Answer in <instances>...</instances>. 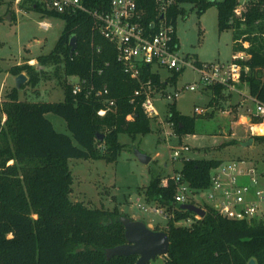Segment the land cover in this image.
I'll list each match as a JSON object with an SVG mask.
<instances>
[{"label":"trees","instance_id":"obj_1","mask_svg":"<svg viewBox=\"0 0 264 264\" xmlns=\"http://www.w3.org/2000/svg\"><path fill=\"white\" fill-rule=\"evenodd\" d=\"M137 1L145 9L148 21H158L160 15L153 0ZM82 2L90 9L110 7L109 0ZM263 2L250 0L238 14L240 0H175L167 12L176 24L178 16L185 13L184 3H192L199 14L216 5L219 29L233 30L234 52L246 51L251 55L245 61L249 70L242 72L238 87L247 84L249 94L261 102H264V77L259 75L264 70ZM3 3L0 0V7ZM20 5L22 9L37 10L65 22L54 48L36 57L41 65L57 64L55 72L61 74L58 76L62 78L65 97L55 102L20 100L19 90L14 87L9 99L0 106V264H135L138 259L135 254L108 259L107 248L126 242L125 225L120 220L122 212L119 207H92L73 200L74 176L69 159L115 161L123 147L120 133L136 138L151 131L152 118L145 113L141 99L136 104L130 101L139 82L124 72L113 44L93 30L89 12L49 10L39 0H21ZM3 19L0 14V22ZM73 36L77 38L74 51L70 44ZM93 60L96 69L103 68L99 81L109 85L110 96L117 103L115 110L103 116L98 110L105 104L99 98L74 94L68 82L70 75L89 76ZM195 61L201 63L197 57ZM11 70L15 74L25 72L27 84L33 85L39 82L42 72L28 63L13 65ZM182 71H174L167 81L176 84ZM153 78L160 88H166V81L161 82L159 75ZM207 89L215 95L225 94L223 85ZM169 109L167 120L174 122L179 136L195 133V115L182 113L175 102L169 103ZM48 112L64 117L72 135L57 130L47 117ZM131 113L133 118L129 119ZM2 114L6 115L4 122ZM252 137L264 143V134ZM222 161L190 158L183 160L180 170L199 191L209 185L211 169ZM164 177H169L167 185L162 184ZM144 192L148 201L165 206L169 212L163 228L170 238L166 264H248L251 258L264 264V220L229 219L213 209L196 218L194 212L174 203L176 183L161 172L153 174ZM189 216L195 217L191 225L178 224Z\"/></svg>","mask_w":264,"mask_h":264},{"label":"rangeland","instance_id":"obj_2","mask_svg":"<svg viewBox=\"0 0 264 264\" xmlns=\"http://www.w3.org/2000/svg\"><path fill=\"white\" fill-rule=\"evenodd\" d=\"M20 1L4 0L0 7V14L4 17L0 22V106L9 99V93L14 87L19 90L20 100L61 101L65 92L62 78L58 76L61 74L55 72L57 64L41 65L36 57L54 48L65 22L56 16H44L37 10L22 9ZM183 6L185 13L178 16L175 24L181 56L197 57L202 62L230 61L233 56V30L219 29L217 6L210 5L201 14L192 3H184ZM9 13L11 21L6 18ZM42 21H47L49 28H45ZM25 63L41 70V78L36 85L27 84L26 81L17 87L18 74L13 73L11 67ZM157 69L164 77L171 74L167 69ZM259 75L264 77V70ZM199 78L197 71L187 67L178 76L176 84H168V91L193 82L197 83V89L181 90L176 100L159 94L156 106L160 115L152 119L151 131L138 134L136 138L125 132L120 133L119 140L123 147L115 161L104 158H70L69 165L74 176L71 198L92 207H119L122 215L143 220L153 229L159 226V230H164L167 218L155 210V203L147 200L144 188L150 183L153 174L161 172L168 176L181 169L183 160L171 159L172 147L179 146V139L190 144L191 151L187 154L189 158H220L225 161L238 158L262 159L264 143L254 140L252 144L246 145L254 128L241 122L244 115L255 112L256 102L243 95L241 102L244 104L241 105V102L234 103L231 95L230 98L225 96L221 103H209L210 98L204 92ZM246 85L241 89L245 91ZM239 96L235 93V99H239ZM172 102L176 103L182 113L196 116L195 133L179 136L175 126L168 122L169 103ZM196 106L209 109L207 112L196 113ZM47 117L57 130L72 135L64 117L54 112H48ZM5 119L6 115L2 114V121ZM222 129H225L224 133ZM167 132L170 133L168 136ZM230 140L234 142L223 145V142ZM74 142L78 144L76 140ZM137 149L151 156V161L142 162L136 155ZM196 200L211 202L206 191L200 192ZM148 264H166L165 256H157Z\"/></svg>","mask_w":264,"mask_h":264},{"label":"built area","instance_id":"obj_3","mask_svg":"<svg viewBox=\"0 0 264 264\" xmlns=\"http://www.w3.org/2000/svg\"><path fill=\"white\" fill-rule=\"evenodd\" d=\"M39 1L49 10L64 12L81 9L92 15L93 30L113 44L116 58L124 72L139 82V86L130 97L131 103L136 104L141 99L145 113L152 119L159 118L160 115L156 106L159 94L167 99L176 100L181 90L197 89V83L193 82L182 88H175L174 91H168L167 87L160 88L158 86L153 75H159L161 82L166 81L167 85H172L167 79L174 71L191 67L199 73V81L204 89H207L208 86L223 85L226 90L248 96V91L247 93L242 91L238 84L241 82L242 72L249 70L245 61L250 58V53L235 51L232 59L228 62H201L200 64L192 56H181L175 24L167 15L175 0H153L160 15L158 21H148L145 9L139 6L137 0H109L110 7L107 10L90 9L83 4L82 0ZM249 1L240 0L236 12L240 14L244 5ZM262 6L264 8V2ZM41 24L45 28H49L47 21H42ZM100 50L101 47L98 46L97 51ZM108 64L109 62H106V65ZM157 68L167 69L171 74L164 77ZM102 73L103 68L96 69L93 60L89 76L70 75L68 82L72 85L74 94L82 93L86 97L95 96L99 98L105 104L98 110V113L103 116L108 111L115 110L117 103L116 99L110 96L109 85L99 81L98 75ZM248 97L256 102V110L244 115L241 122L253 126V136L259 133L257 126L264 127V102L251 95ZM208 109L195 107L196 113L207 112ZM128 118L132 119L133 114H129ZM168 122L175 126L174 122ZM169 134L166 133L167 136ZM178 145L172 147L171 159H190L187 157L191 151L190 144L179 139ZM170 176L176 183L174 196V203L176 204L195 203L206 210L213 209L219 215L234 220H247L249 222L264 220V157L258 160L246 158L223 160L211 169L209 185L199 191L190 185L181 170ZM168 181L169 177H164L162 184L167 185ZM202 191L207 192L211 202L196 200ZM155 210L163 213L168 219L169 212L165 206L155 204ZM194 216L200 217L196 213ZM195 217L189 216L181 219L178 224L189 226Z\"/></svg>","mask_w":264,"mask_h":264},{"label":"water","instance_id":"obj_4","mask_svg":"<svg viewBox=\"0 0 264 264\" xmlns=\"http://www.w3.org/2000/svg\"><path fill=\"white\" fill-rule=\"evenodd\" d=\"M6 18L11 21V14L6 15ZM71 49L74 51L77 47V38L73 36L70 40ZM28 80L26 73H19L16 77L17 87H20ZM104 134H101V138ZM254 138H249L245 144H252ZM138 158L144 162L149 163L152 159L146 153L136 150ZM182 209L192 211L200 216L206 214V209L195 203H182ZM120 220L125 225L126 242L109 247L106 250L108 259L114 255H137L138 259L135 264H148L157 256H167L170 250V238L165 230H157L149 227L143 220H135L128 215H121ZM248 264H258L255 258H251Z\"/></svg>","mask_w":264,"mask_h":264},{"label":"crops","instance_id":"obj_5","mask_svg":"<svg viewBox=\"0 0 264 264\" xmlns=\"http://www.w3.org/2000/svg\"><path fill=\"white\" fill-rule=\"evenodd\" d=\"M233 52H234V50H233ZM198 59H199V58H198ZM199 60H200V59H199ZM33 61H34V60H33ZM33 61H32V62H33ZM200 61H201V60H200ZM201 62H202V61H201ZM241 90H242V89H241ZM247 90H248V86L246 85V90H245L246 93H247ZM242 91H244V90H242ZM204 92H205L206 94H208V96H209V98H210V99H209V103H217V102H220V103H221V102L224 100V97H225V96H228V97L230 98L231 95H233V96H232V99H233V100H232V99H231V100H232L234 103H240V102H241V98L243 97V95L240 94V93H238V92H231V91L226 90V89H225V91H224L225 94H224L223 96L215 95L214 92H213V90H211V89H205ZM235 93L240 94L239 99H235ZM247 95L250 96L249 92H248ZM241 96H242V97H241ZM248 96H247V97H248ZM228 97H227V98H228ZM217 99H218V101H217ZM233 102H230V101H229V103H233ZM234 103H233V104H234ZM222 104H224V103H222ZM240 104L242 105V104H244V102L242 101ZM240 107H241V106H239V108H240ZM239 108H238V109H239ZM238 113H239V111H238ZM221 131L224 133V132H225V129H222Z\"/></svg>","mask_w":264,"mask_h":264},{"label":"bare ground","instance_id":"obj_6","mask_svg":"<svg viewBox=\"0 0 264 264\" xmlns=\"http://www.w3.org/2000/svg\"><path fill=\"white\" fill-rule=\"evenodd\" d=\"M257 130L259 133H263L264 132V127L263 126H257Z\"/></svg>","mask_w":264,"mask_h":264}]
</instances>
